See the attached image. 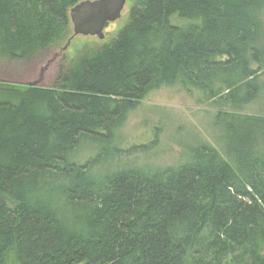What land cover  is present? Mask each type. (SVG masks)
I'll use <instances>...</instances> for the list:
<instances>
[{
	"label": "trees",
	"instance_id": "obj_1",
	"mask_svg": "<svg viewBox=\"0 0 264 264\" xmlns=\"http://www.w3.org/2000/svg\"><path fill=\"white\" fill-rule=\"evenodd\" d=\"M80 1L0 0V59L66 41ZM130 1L116 37L66 61L53 87L0 84V264L12 248L18 264H264V117L216 114L223 154L93 177L162 86L238 110L255 100L264 0Z\"/></svg>",
	"mask_w": 264,
	"mask_h": 264
},
{
	"label": "rangeland",
	"instance_id": "obj_2",
	"mask_svg": "<svg viewBox=\"0 0 264 264\" xmlns=\"http://www.w3.org/2000/svg\"><path fill=\"white\" fill-rule=\"evenodd\" d=\"M132 2L128 0L121 17L106 26L103 39L94 36H76L66 50H61L72 35L69 25V37L58 46L49 47L35 57L20 64H11L0 59V83L20 87L41 81L42 88H51L55 84L61 66L68 60L80 55H90L95 49L113 40L120 29L127 23ZM262 32L258 47L261 49L260 93L255 100L242 110L232 105L215 104L196 89H184L176 84L160 87L140 100L138 106L129 113L126 121L117 130L113 147L121 151L109 155L106 162L93 170V177L100 179L107 174L128 168L174 167L191 160L201 146L224 152V133L222 120L215 116L219 112H234L246 116L264 117V11L262 14ZM57 54V55H56ZM62 56V57H61ZM42 76V77H41ZM11 86V87H14ZM23 88V89H24ZM93 152L84 148L75 157L83 161ZM10 207L15 203L5 197ZM34 198L53 199L50 194L41 193ZM5 264H18L14 248L5 257Z\"/></svg>",
	"mask_w": 264,
	"mask_h": 264
},
{
	"label": "water",
	"instance_id": "obj_3",
	"mask_svg": "<svg viewBox=\"0 0 264 264\" xmlns=\"http://www.w3.org/2000/svg\"><path fill=\"white\" fill-rule=\"evenodd\" d=\"M128 0H82L69 11L72 35L61 50H66L76 36H94L103 39V30L121 17ZM42 88L41 81L28 84Z\"/></svg>",
	"mask_w": 264,
	"mask_h": 264
},
{
	"label": "bare ground",
	"instance_id": "obj_4",
	"mask_svg": "<svg viewBox=\"0 0 264 264\" xmlns=\"http://www.w3.org/2000/svg\"><path fill=\"white\" fill-rule=\"evenodd\" d=\"M57 55V54H56ZM62 57V56H61ZM42 77V76H41ZM1 84V83H0Z\"/></svg>",
	"mask_w": 264,
	"mask_h": 264
}]
</instances>
